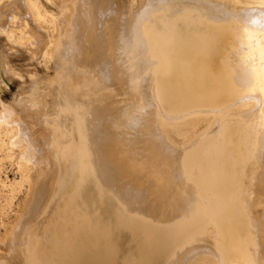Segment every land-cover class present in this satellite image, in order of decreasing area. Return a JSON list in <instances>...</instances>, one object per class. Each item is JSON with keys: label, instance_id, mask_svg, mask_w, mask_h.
I'll return each mask as SVG.
<instances>
[{"label": "bare ground", "instance_id": "6f19581e", "mask_svg": "<svg viewBox=\"0 0 264 264\" xmlns=\"http://www.w3.org/2000/svg\"><path fill=\"white\" fill-rule=\"evenodd\" d=\"M2 136L39 178L0 264H109L90 202L157 264H264V0H0Z\"/></svg>", "mask_w": 264, "mask_h": 264}, {"label": "rangeland", "instance_id": "374dc122", "mask_svg": "<svg viewBox=\"0 0 264 264\" xmlns=\"http://www.w3.org/2000/svg\"><path fill=\"white\" fill-rule=\"evenodd\" d=\"M68 2L69 1H67L66 4L70 8H73L72 3ZM34 68V75L32 76L34 82L45 74H48L47 76L51 79L55 77L53 64L49 61L43 63L41 60V63L39 64L34 63ZM37 75L38 77H35ZM107 80L108 79L104 78V81ZM36 83V86L32 89L35 94L34 99L37 100L36 105L40 104L44 109H46V111L51 113L53 110L51 108L53 102L51 96L49 95L51 91L50 85H40L39 82ZM8 88L9 89L4 91L6 100H10L11 95L17 91L18 80L8 82ZM77 93L81 95L79 90ZM108 94L110 95L108 96L109 99L104 100V103H106L108 106H111L114 103L112 97L113 93L109 92ZM2 138L4 141L2 139L0 140V147L2 146L0 148V237H3L5 234L11 232L26 212L30 200L29 183L27 181V177L32 176L33 181H35L34 179L39 178V173H37L39 171L37 170L32 169L33 172L28 170L24 172L25 169L22 167V169H20L19 165L15 163L16 161L14 160L13 155L12 157L9 156L8 150H5L7 149V141L3 136ZM3 145L5 146L3 147ZM115 208V206L112 207L114 210ZM89 217L90 226H93L96 229L98 236L102 240V242L99 241L97 243L98 249L103 252L104 257L109 262V264H145L144 262L140 263V261L137 259V248L139 246H143V248H145L149 254H152V257L150 258L151 261L149 260L150 263H158L157 258H155V253L161 249L150 238H147V241L143 240V243L139 241L138 234H135L134 236L136 243L132 242L134 240L132 239L130 233H128L126 230L122 228H120V230H117V228L116 230L114 228H110L112 221L105 220V218H103V216L98 213L97 205L95 203L90 202ZM143 223L145 224V221H143ZM142 230L144 231V229H141V231ZM88 243L90 244V240H88ZM78 246H80V242H77L76 247ZM82 246L84 247L83 251L78 250L79 252L76 254V256H74L75 260H80V257L85 253L87 244H82ZM62 249L65 251L67 250L63 247ZM86 252L88 251L86 250Z\"/></svg>", "mask_w": 264, "mask_h": 264}]
</instances>
